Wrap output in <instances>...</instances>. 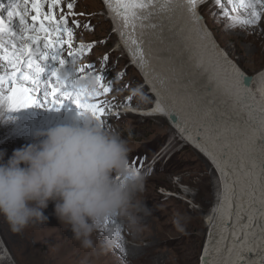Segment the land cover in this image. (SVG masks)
<instances>
[{
	"label": "rangeland",
	"instance_id": "obj_1",
	"mask_svg": "<svg viewBox=\"0 0 264 264\" xmlns=\"http://www.w3.org/2000/svg\"><path fill=\"white\" fill-rule=\"evenodd\" d=\"M68 2L74 4L73 12L83 14L69 18L70 26L71 19L81 23L80 28L73 26V50H78L81 43L93 45L90 51L86 49L79 56L77 64L92 63L94 70L100 72L103 69L107 81L111 82L113 91L101 97L107 101L104 128L127 141L131 149L129 164L144 177L143 191L136 194L133 203L146 204L150 212L132 209L138 217L137 225L132 227L126 217H112L116 223L109 222L96 228L91 235L93 246L87 249L74 237L70 227L57 218L55 201H49L48 207L43 209L47 221H31L19 232H14L6 218L0 215V250L3 253L0 264H197L206 229L203 217L217 188L215 173L199 152L177 138L166 119L141 117L125 108L128 105L146 108L152 97L142 86L139 73L129 64L110 20L100 15L103 10L101 0H62L61 7L65 12ZM224 2L230 7L226 0ZM199 12L202 22L210 28L226 55L244 72L253 76L264 67V26L257 24L251 26L254 29L249 26L226 30L228 21L222 17L214 0L201 4ZM85 24L89 27L85 28ZM63 55L67 58L66 46ZM64 71L70 75L73 73L70 62ZM47 75L43 79H47ZM67 103L68 100L57 113L55 107L45 106L47 112L44 115L25 108L21 111L10 109L11 117L5 128L17 124L12 134L15 138L9 142L10 156L15 150L43 139L38 124L44 119H47L41 126L44 132L54 124H66L68 117L67 124L80 123V110L73 103L67 107ZM6 107L2 112H6ZM2 112L1 116L5 114ZM2 143L3 139L0 140V150ZM168 191L180 196H171ZM113 226H118L120 239L108 248L105 247V238ZM118 243L120 247H117Z\"/></svg>",
	"mask_w": 264,
	"mask_h": 264
},
{
	"label": "bare ground",
	"instance_id": "obj_2",
	"mask_svg": "<svg viewBox=\"0 0 264 264\" xmlns=\"http://www.w3.org/2000/svg\"><path fill=\"white\" fill-rule=\"evenodd\" d=\"M204 1L196 8L200 18ZM7 2L0 0L3 17ZM106 12L129 64L153 100L146 108L130 105L127 110L166 119L177 138L199 152L215 173L217 188L203 217L206 229L197 264H264V67L253 76L244 72L202 19L193 24L185 7L174 6L157 11L144 21V28L138 25L133 33L143 48L146 63L142 68L132 55L130 41L121 35L130 29L122 28V19L113 9L108 7ZM258 25L263 27L264 22ZM47 74L46 70L42 79ZM71 103L68 100L67 107ZM4 106L0 107V152L4 153L0 163L11 157L9 142L17 129V124L5 128L11 110L7 106L2 112ZM63 106L55 107V113ZM25 109L43 115L47 110L40 105ZM46 121L38 124L41 133Z\"/></svg>",
	"mask_w": 264,
	"mask_h": 264
},
{
	"label": "clouds",
	"instance_id": "obj_3",
	"mask_svg": "<svg viewBox=\"0 0 264 264\" xmlns=\"http://www.w3.org/2000/svg\"><path fill=\"white\" fill-rule=\"evenodd\" d=\"M74 86L95 92L98 81L90 73L80 74ZM81 116L80 123L52 127L39 142L15 150L7 163H0V215L14 232L34 220L47 221L43 209L55 201L59 221L87 249L93 246L94 230L110 218L124 216L132 227L138 223L132 209L150 212L146 204L133 203L143 191L144 177L130 168L127 141L92 116ZM3 156L0 152V161ZM119 237L118 226L109 228L105 247Z\"/></svg>",
	"mask_w": 264,
	"mask_h": 264
},
{
	"label": "snow or ice",
	"instance_id": "obj_4",
	"mask_svg": "<svg viewBox=\"0 0 264 264\" xmlns=\"http://www.w3.org/2000/svg\"><path fill=\"white\" fill-rule=\"evenodd\" d=\"M61 2L62 0H8L7 19L0 17V104H5L12 110L32 105L58 109L66 100H71L81 115L92 116L104 127L107 101L101 97L113 91L111 82L107 81L103 69L96 72L92 63L77 64L79 56L86 49L90 51L93 45L81 43L78 50H73V26L80 28L81 23L77 19H71L70 26L69 18L78 14L73 12L72 2L67 3L66 12L61 7ZM200 2L201 0H115L113 5V0H105L106 5L122 19V28L130 29L122 31L121 35L130 41L133 46L132 55L142 68L146 63L143 48L133 38L137 26L144 28V21L149 20L154 13L170 11L174 6L185 7L193 24H198L201 18L196 15V8ZM226 3L230 7L225 6L224 0H214V4L221 9L222 17L228 21L226 30L255 26L264 17V0H226ZM2 7L4 6L0 5ZM84 27L89 25L85 24ZM65 46L67 58L63 55ZM104 60L107 61L108 57L105 56ZM69 62L74 69L71 75L64 71ZM53 64L57 66L52 67ZM46 70L47 79H42ZM88 73L98 81L95 92H87L74 86V80L80 74ZM130 168L140 174L137 168ZM109 222L116 223L110 218L105 221V225ZM117 247H120L119 243Z\"/></svg>",
	"mask_w": 264,
	"mask_h": 264
},
{
	"label": "water",
	"instance_id": "obj_5",
	"mask_svg": "<svg viewBox=\"0 0 264 264\" xmlns=\"http://www.w3.org/2000/svg\"><path fill=\"white\" fill-rule=\"evenodd\" d=\"M172 119L175 121V118H173V115H171Z\"/></svg>",
	"mask_w": 264,
	"mask_h": 264
}]
</instances>
